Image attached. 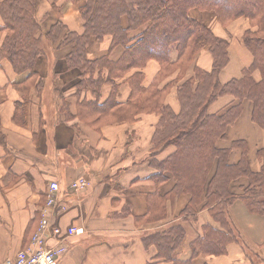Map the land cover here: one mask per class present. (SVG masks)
<instances>
[{"label":"crops","instance_id":"0c3cea01","mask_svg":"<svg viewBox=\"0 0 264 264\" xmlns=\"http://www.w3.org/2000/svg\"><path fill=\"white\" fill-rule=\"evenodd\" d=\"M53 1L44 0L37 8L40 35L47 36L58 20L67 29L82 32L84 20L80 8L86 0H58V9L53 8ZM241 20L246 26L243 31L236 29L241 39L235 38L234 42L241 53L236 61L238 67L233 69L234 75H240L231 79L241 77L253 60L242 42L249 23ZM235 23L225 26L220 22L226 29L233 28ZM139 31H129V35ZM4 36L0 35V44ZM106 37L101 41L95 37L90 39L88 59L108 55L111 60H117L122 55L124 47L112 48L110 37L108 52L94 57ZM60 40L51 41V57L45 53L38 57L36 76L27 78V72H16L8 59H4L0 67V264L15 258L28 245L52 181L60 183L61 198L66 205L54 217L55 223L63 234L71 226L86 229L83 235L68 238V250L59 264H264V213L250 210L241 197L250 184L249 178L241 176L230 186V191L237 195L226 210L237 240L226 241L224 251H219L217 246L208 248L211 240L207 238L208 231L213 229L222 235L223 226L209 208L201 207L196 216H186L183 212L190 195L183 193L173 198L170 193L175 178L170 175L166 176L167 180H160L166 174L158 177L156 164L151 162L153 158H165L166 147L162 148L163 157L157 152L149 156L159 115L143 113L135 121L105 118L95 122L87 111L82 119L79 116L84 110L82 101H94L97 97L91 88L78 91L76 83L80 71L69 66L66 57L69 47H59ZM231 48L230 44V60L219 74L221 82L223 74L233 64ZM118 49H121L120 55L113 58V52ZM203 51L180 82L194 75L196 65L207 70L212 67L211 54L210 59L208 55L203 56ZM61 66L66 71L65 78L59 75ZM159 69L158 60L151 59L147 63L144 85L153 82ZM256 71L253 77L259 80ZM129 75L117 80L121 102L127 101L131 93L125 81ZM148 78L151 82L146 84ZM106 87H109L108 94L103 98ZM111 90L110 85L103 86L99 103L108 98ZM226 96L230 95L222 96L228 101L225 108L234 98L231 96L229 100ZM222 97L213 102L209 110L220 105L224 101ZM167 102L174 111L181 110L175 87L169 92ZM252 108V102L245 100L241 115L228 126L218 146L229 149L228 163L236 164L242 160L244 148L234 143L243 141L251 171L261 172L264 171V127L253 120ZM81 177L88 179V187L71 190L69 183ZM176 226H182L185 232L183 241L177 245L171 259L158 257V246L155 242L146 244L147 237ZM200 238L206 247L197 242ZM195 243L196 249L192 247Z\"/></svg>","mask_w":264,"mask_h":264},{"label":"trees","instance_id":"16d2710c","mask_svg":"<svg viewBox=\"0 0 264 264\" xmlns=\"http://www.w3.org/2000/svg\"><path fill=\"white\" fill-rule=\"evenodd\" d=\"M42 1L0 0L3 22L0 35L5 34L0 44V67L2 61L8 59L16 72H27V78L36 76V61L45 53V40L39 33L41 26L36 17ZM56 1L52 4L58 9ZM194 8L214 11L225 26L239 18L248 20L249 27L243 33L242 42L253 60L241 77L226 83L220 81V71L230 60V42L192 17L190 11ZM80 13L84 20L82 32L69 30L58 20L47 35L50 42L61 38L59 47H69L68 64L80 71L76 83L78 91L91 88L97 97L94 101L81 102L84 110L79 116L85 119L83 115L88 111L96 122L105 118L135 121L143 113L158 114L152 155L169 145L175 147L164 159L151 160L156 164L158 177L166 174L159 179L167 180L170 175L175 178L170 193L173 198L183 193L190 195L183 212L186 216H196L204 207L221 221L223 234L210 229L207 238L211 240L207 247L217 246L219 251H224L226 241L238 238L226 210L237 195L230 191L232 180L241 176L249 178L250 184L241 197L250 210L264 213V171H251L243 141L234 143L244 148V156L236 164L228 163L229 149L218 146L228 126L240 116L245 100L253 104V120L264 127V0H86ZM139 29L130 37L129 31ZM106 36L111 37L112 48L124 47L122 55L117 60H111L108 55L88 59L90 39L95 37L101 41ZM203 50L212 56L211 69L196 65L194 75L180 82ZM151 59L159 61L160 69L153 82L146 86L144 68ZM256 70L261 74L259 80L253 77ZM176 72L177 76L173 77ZM128 73L125 81L131 93L127 101L121 102L117 80ZM106 84L112 90L108 98L99 103ZM173 87L181 104L179 112L167 102ZM224 95L236 100L221 112H210V105ZM218 179L224 189L215 187ZM184 237L182 226H176L150 235L146 244L155 242L158 257L169 260ZM197 242L206 247L202 238ZM192 247L196 249L197 243Z\"/></svg>","mask_w":264,"mask_h":264},{"label":"built area","instance_id":"2783aa9c","mask_svg":"<svg viewBox=\"0 0 264 264\" xmlns=\"http://www.w3.org/2000/svg\"><path fill=\"white\" fill-rule=\"evenodd\" d=\"M89 181L78 178L69 183V188L80 191L87 188ZM66 207L61 198V185L52 181L48 185L45 203L40 211L39 222L26 247L21 249L15 258L6 259L2 264H59V259L67 252V240L70 237L83 235L86 232L83 226H71L63 234L54 217Z\"/></svg>","mask_w":264,"mask_h":264},{"label":"rangeland","instance_id":"374dc122","mask_svg":"<svg viewBox=\"0 0 264 264\" xmlns=\"http://www.w3.org/2000/svg\"><path fill=\"white\" fill-rule=\"evenodd\" d=\"M52 1V0H51ZM191 16L192 17H194V18H196V19H198V20H200L203 24H205L206 26H208L217 36H219V37H221V38H224V39H227L229 42H230V44H231V46H232V48H231V56H232V58H233V64H232V66L230 67V69L228 70V71H226L224 74H223V81L222 82H226V81H228V80H230L231 78H233V77H236V76H239L240 75V73H239V75H234V68H236V67H238V64H236V61H237V57L240 55V53H241V49H237V46L235 45V42H234V40H235V38H238V39H241V33H239L238 31H236V29H240V30H242L243 31V29H244V27L246 26V24L244 23V21L243 20H241V18H239L240 20H234L233 22H235L236 21V23L234 24V26H233V28H231V29H226V28H224L221 24H220V22H219V20H218V17H217V15H216V13L214 12V11H203V10H199V9H196V8H194V9H191ZM242 19H244V20H246L247 22H248V20L247 19H245V18H242ZM232 22V23H233ZM231 23V24H232ZM249 23V22H248ZM239 24H241V26L239 27ZM249 27V25L247 26V28ZM246 28V29H247ZM245 29V30H246ZM244 30V31H245ZM135 34H134V32H132V34L130 35V37H133ZM243 36V35H242ZM43 38H44V40H45V55L46 56H48V57H51L50 55H51V53H52V51H53V45L51 44V42L48 40V38H47V36L46 35H43ZM95 41V39H92V42H94ZM110 41H111V39H110V37H106V41L104 42V43H101L102 44V46H100V48L98 49V51L94 54V57L95 56H100V55H103V54H105V53H107L108 52V50H109V44H110ZM120 53H121V49H118V50H115L114 52H113V58H117L119 55H120ZM203 56H206V55H208V57L211 59V57H210V53L208 52V51H203ZM64 63V61H62V63H61V65ZM206 69V68H205ZM211 69V68H210ZM209 70V69H208ZM58 72H59V75L60 76H62L63 78H65V76H66V71L64 70V67L62 68V66L58 69ZM256 73H257V75H258V78H256V79H259L260 78V73L258 72V71H256ZM151 82V79H147V81L145 82L146 84H149ZM108 90H109V87H106L105 88V90H104V97L103 98H105L106 96H107V94H108ZM229 100L232 98L231 96H226ZM172 98V96H170V99ZM223 98V102L219 105H214V106H212L211 108H210V111H213V112H216L217 110V112H221L225 107H224V104L226 103V102H228L226 99H224V97H222ZM221 99V98H220ZM219 99V100H220ZM218 100V101H219ZM236 99L235 98H232V100H231V102L233 103L234 101H235ZM217 101V102H218ZM216 102V103H217ZM230 102V103H231ZM243 105H244V102H243ZM242 111H243V107H242ZM242 113V112H241ZM241 115V114H240ZM222 144L224 143V141L223 142H221ZM173 149H174V146H168V147H166L164 150H165V157L167 156V155H169L172 151H173ZM164 150H159V151H157V153H158V155H160L161 157H163L164 155H163V151ZM152 149H150V152H149V156H152ZM234 181H236V179L235 180H232L231 181V183H230V186H231V184L234 182ZM239 182V181H238ZM238 182H237V184H238ZM214 184H215V187L217 188V189H219L220 187L222 188V189H224L223 187H222V184H220L219 183V179H218V181H215L214 182ZM229 186V187H230ZM222 189H220V192H222V193H224V190H222ZM216 218V217H215ZM219 221V220H218ZM220 223H221V221H219ZM222 225V224H221ZM236 234V237H238V235H237V232H235Z\"/></svg>","mask_w":264,"mask_h":264}]
</instances>
